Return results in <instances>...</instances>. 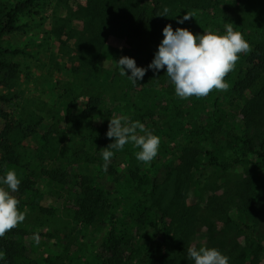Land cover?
<instances>
[{
    "label": "rangeland",
    "instance_id": "374dc122",
    "mask_svg": "<svg viewBox=\"0 0 264 264\" xmlns=\"http://www.w3.org/2000/svg\"><path fill=\"white\" fill-rule=\"evenodd\" d=\"M18 1L0 0V13ZM156 1L162 10L169 7V0ZM95 6V0H38L19 17L21 23L27 24L25 30L7 35L5 44L9 48L22 49L25 54L0 55V60L9 61L15 67L14 76L0 86V92L10 99L0 109V177L6 174L4 169L14 157L22 164L34 160L35 149L43 147L46 133L51 134L49 137L57 136L56 132L65 131L67 125L76 123L79 114L70 109L73 106L84 108L92 92L89 84L94 81V78H87L86 73L92 70L103 83L97 86V93L103 94L108 107L114 108L116 115L139 120L159 136V152L145 165L135 157L139 149L129 143L111 159L106 172L102 158L90 166L93 184L106 194L108 202L104 211H98L97 220L92 224L75 221L73 210L78 191L72 185L61 190L55 206L57 210L51 217L35 218V213L27 207L22 223L32 229L29 228L30 235L24 240L26 255L35 264H105L111 258L110 249L114 244L110 239L122 237L116 263L149 264L143 261V253L155 232L149 226L135 224L132 217L137 210H146L163 197L166 204L183 202L198 209L199 222L187 248L193 243L197 248L201 245L216 248L230 258L229 264H264V200L258 202L260 212L251 235L237 225V221L242 220L239 182L246 176V161L255 160L250 148L254 151L259 148L258 136L264 132V112L256 116L257 124H252L243 109L262 89L264 71L257 69L261 77L242 95L236 90L237 83L246 74L248 58L255 45L264 39V0H207L196 10L192 19L197 26L190 30L193 34H203L207 29L224 34V24L231 22L252 50L246 55L240 54L234 70L225 77L230 85L227 91L213 90L205 98L188 100L176 97L174 86L165 75L166 69L159 85L148 84L150 72L147 70L124 100L117 86L108 82L116 71L118 52L135 50L140 43L139 48L145 53L148 44H158L157 31L169 22L178 23L173 9L169 7L168 17H161L159 25L147 28L140 36L113 34L105 37L103 53L89 66L90 59L85 60L84 55L93 53V39L101 25V18L91 14ZM154 78L159 81L157 76ZM119 83L126 91L125 80ZM159 104L173 110L179 106L184 116L166 112L149 118V105L153 108L157 105L158 109ZM118 105L119 110L115 109ZM197 107L201 124L197 116L190 115ZM87 122H91L90 119ZM33 126L36 133L24 132L23 129ZM74 129V139L86 133L79 125ZM58 137L62 138L61 145L68 153L72 138L66 134ZM235 137L243 140L250 137L252 143L236 142ZM4 139L10 148L2 145ZM190 142L200 143L203 149L213 148L220 165L203 176L200 166L197 167L191 177L188 176L183 197L174 199V174L166 171V165L177 162L181 149ZM72 170L77 174L87 173L77 164ZM253 177L255 183L264 184L263 173ZM35 183V195L52 192L47 182L37 178ZM154 183L159 184L155 190ZM14 195L18 198L16 193ZM216 206L222 208L215 212ZM32 219L36 222H31ZM165 221L170 223L168 216ZM34 234H39V244L31 239ZM185 264H194V261L188 260Z\"/></svg>",
    "mask_w": 264,
    "mask_h": 264
},
{
    "label": "trees",
    "instance_id": "16d2710c",
    "mask_svg": "<svg viewBox=\"0 0 264 264\" xmlns=\"http://www.w3.org/2000/svg\"><path fill=\"white\" fill-rule=\"evenodd\" d=\"M37 1L20 0L14 5L3 8L2 13H0V55L16 56L25 54L22 49L9 48L5 41L8 34L25 30L27 24L21 23L19 17L33 8ZM206 2L207 0H169L167 6L173 9L172 13L177 16L176 19L178 21L187 13L193 16L196 10L200 6L205 5ZM95 4V9H93L91 14L95 18H101V25L93 39V53H91V56L89 52L84 55L85 60L90 59L89 66L96 62L100 53H103L105 37L113 34L123 36L132 34L131 36L135 38V36H140L154 24L158 23L157 25H159V21L162 19L161 16H156L163 11L156 0L154 3L151 0H95ZM191 19L183 23L169 22V24L172 25L173 30L176 28L191 30V28L193 29L197 26V23H194L193 19L192 23ZM163 29H160L159 32L157 31L160 39L157 45L150 46L148 44L146 52L143 53L139 48L141 44L138 43L137 46L139 47H136L135 50L126 49L124 52L122 51V54L118 52L115 57L116 61H119L123 56H127L133 58L138 67L147 69L154 59L159 44L164 39ZM133 45L135 44L133 43ZM247 63L246 74L236 85V90L240 95L252 88L261 77L257 69L264 71V39L255 45ZM256 63L259 65L257 68ZM94 68L97 70L96 64ZM165 69H161L158 72L148 69V72H150L148 84L159 85L163 81ZM93 72L92 70L90 73H86L87 78H94V81L89 84L92 92L87 97L84 108L80 109L74 106L71 108L72 105L68 107L71 108L72 112L75 109V112L79 114L76 123L67 125L65 131L56 132L57 136L49 137L51 134L46 133L43 147L35 149L34 160L22 164L17 157H14L9 160L7 167L4 169L5 173L8 170H14L17 173L18 178L21 180L19 191L16 192L20 201L18 207L21 211L28 207L31 212L35 213V218L39 219L40 217L55 215L58 196L62 192L61 190L68 188L70 185L75 186L78 191V197L74 200L75 207L73 210L76 222L92 224L97 220L96 214L98 211H104L106 209L105 206L107 207L106 194L93 184L89 168L102 158L101 148L107 147L108 144L114 142L113 139H109L106 136V132L110 118L115 111L114 108L108 107L103 94L99 95L97 93V86H103V83L100 82L98 76L94 75ZM14 73V65H11L9 61L0 60V86L6 80L12 78ZM126 74L131 75V71L126 69ZM154 76H157L159 81ZM108 80L111 85L117 86L122 100L134 89L133 83L126 75L120 74L117 66L115 73ZM121 80H125L126 91L119 83ZM152 93L148 94L151 95ZM9 102L10 99L0 92V109L2 105H6ZM199 105L201 107L202 104L199 103ZM115 107V109H120V105ZM175 109H168L166 105L160 104L157 109V105L154 108L149 105L150 112L148 117L154 118L155 115H163L166 112H175L176 116H182L183 113L182 110H179V106H176ZM243 110L245 117L249 119V123L257 124L256 116L264 112V84L259 93L248 102V105ZM199 111L197 107L196 111L191 112L190 115L197 116L198 123L201 124L202 117L199 115ZM89 119L91 122H87ZM164 123L166 124L167 122L164 121ZM75 125H79L86 131L84 135H79L76 139L72 137ZM247 125L251 126L248 123ZM23 130L30 134L37 132L35 126ZM65 134L72 138L69 147L65 145L69 148L68 153L65 147L61 145L62 138L58 137L59 135L65 136ZM234 139L236 142L252 143L250 137L245 140L241 137H235ZM258 139L261 141L259 148L255 151L250 148V151L255 155V160L251 161L248 159L246 161L248 163L246 176L239 182L238 186L239 210L242 213V220L237 221V225L250 235L253 233V223L256 222L260 212L258 202L259 200H264V184L255 183L253 177L254 175L260 176L262 173L264 174V132L259 133ZM75 140L76 142H74ZM2 145L10 148L6 139L2 141ZM113 151L115 155L118 152ZM74 164L80 165L87 173H75L72 170ZM219 165L218 157L213 148L203 149L200 143L194 142L185 145L180 151L177 162H170L166 165V171L174 174L175 194L173 198L183 197L185 194V183L190 179L188 176L193 171L195 172L197 167L200 166L201 175L203 176L206 171ZM133 176L136 177L137 175ZM37 178L47 182L52 187V192L44 196L35 195L34 186ZM158 185V183H154V190L158 188ZM164 199L159 197L156 204L146 210H137L132 217L135 224L139 225L141 223L149 226L155 232L152 242L143 253V261L149 264H185L188 261L187 243L192 239L196 231L197 222H199L198 216L200 215L197 213L198 209L196 206H187L183 202L166 204ZM218 208H222V206L214 207L215 212L218 211ZM167 216L170 219V223L165 221ZM31 222L35 223L36 220L32 219ZM29 228L25 224L20 223L18 227L6 233L3 238H0V253L4 254V258L0 259V264H35L26 255V246L24 244L25 238L30 235ZM110 241L114 243L110 249L111 258L105 264H115L120 255L122 237L120 239L112 237Z\"/></svg>",
    "mask_w": 264,
    "mask_h": 264
},
{
    "label": "clouds",
    "instance_id": "9594fccd",
    "mask_svg": "<svg viewBox=\"0 0 264 264\" xmlns=\"http://www.w3.org/2000/svg\"><path fill=\"white\" fill-rule=\"evenodd\" d=\"M170 9L164 7L156 16L168 17ZM193 18L184 15L178 23ZM225 33L219 34L212 29L204 30L203 34H193L187 28H176L168 24L163 29L164 39L155 52L154 59L148 68L138 67L133 58L123 56L116 61L121 75H126L135 85L142 79L148 69L158 72L166 68V76L174 86L176 97L188 100L192 97L205 98L213 90L227 91L230 85L225 77L234 70L240 54L251 52L250 44L244 35L234 30V24H224ZM126 69L131 75L126 74ZM106 136L114 142L101 148L103 170H108L115 151H122L126 144H133L139 151L135 152L138 161L150 164L158 155L160 137L148 129L139 120H131L127 116L113 114L108 124ZM21 180L14 170H8L0 177V238L18 227L26 219L27 209L21 211L19 199L14 193L19 191ZM36 244L40 243L39 234L31 237ZM4 254L0 253V259ZM188 260L194 264H229V257L216 248L196 243L187 248Z\"/></svg>",
    "mask_w": 264,
    "mask_h": 264
}]
</instances>
